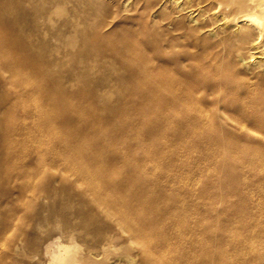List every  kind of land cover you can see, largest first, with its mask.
Segmentation results:
<instances>
[{"label":"rangeland","instance_id":"1","mask_svg":"<svg viewBox=\"0 0 264 264\" xmlns=\"http://www.w3.org/2000/svg\"><path fill=\"white\" fill-rule=\"evenodd\" d=\"M187 18L180 17L183 25L175 37L160 32L173 39L167 48L147 53L150 77H161L160 94L152 98L145 91L153 79L142 72L137 81L128 80L130 71L123 63L134 64L137 57L91 54L79 62L61 54L62 86L69 94L61 97L57 88L50 92L54 103L47 137L51 207L56 210L48 213L39 204L27 208L20 228L29 241L6 264H47L43 249L49 237L74 238L83 255L95 245L94 225L78 209L89 208L85 201L99 186L77 175L78 169L106 184L117 183L104 200L118 201L117 212L129 221L147 223L139 233L116 229V249L100 251L82 264H264V113L258 107L244 110L249 104L232 91L242 83L243 94L249 78L255 85L263 81L252 78L249 68L216 69L210 41L188 35ZM3 90L12 94L16 87L2 84ZM93 93L106 94L111 102L95 100ZM18 105V119L30 121L22 109H30L31 101L22 98ZM3 108L0 102V146L7 131L1 124ZM2 156L0 190H8L3 171L13 165ZM9 209L0 191V229ZM45 212L50 223L33 229ZM101 217L104 226L107 217ZM58 222L63 232L54 227ZM9 233L0 240V253L13 244ZM120 254H130L132 260Z\"/></svg>","mask_w":264,"mask_h":264},{"label":"bare ground","instance_id":"2","mask_svg":"<svg viewBox=\"0 0 264 264\" xmlns=\"http://www.w3.org/2000/svg\"><path fill=\"white\" fill-rule=\"evenodd\" d=\"M184 15L191 29L188 35L210 41L215 50L216 69L249 68L252 78L263 81L255 85L249 78L251 82L248 80L243 94L242 83L235 89L232 87V91L239 94V101L249 104L244 110L258 107V112L264 113V0H0V85L16 87L12 94L4 90L0 93L5 115L1 124L7 126L6 133L2 134L6 142L0 146V153L5 163L13 165L3 171L9 191L0 190L10 204L1 221L0 240L10 232L8 237L13 241L0 253V261L4 264L13 251L20 250L29 241L28 232L20 228V223L27 218V208L39 204L48 213L54 210L47 137L54 103L50 92L57 88L61 97L69 94L62 86L61 54L67 52L79 62L80 56L91 54L137 57L134 64L130 60L123 63L130 71L128 80L137 81L142 72L150 77L147 53L169 46L173 39L163 38L160 32L167 30L175 37L183 25L180 17ZM82 59L85 64L88 62L87 58ZM90 63L94 66L97 61ZM154 78H151L150 89L145 91L146 97L152 98L159 93L157 86L161 77ZM92 97L104 103L111 102L106 94L93 93ZM22 98L31 101L30 109H22L30 121H21L16 115ZM25 142L27 144H23ZM84 159L91 160V156ZM0 164L3 165L1 161ZM87 173L84 169L77 170V175L87 179L91 186L96 183L99 187L96 186L85 201L89 208L79 206L78 213L81 212L86 223L94 225L97 242L83 255L81 244L74 238L65 242L60 237L55 240L49 237L43 249L49 255L47 264H82L100 251L110 254L118 246L116 229L139 233L147 227L146 221L139 225L129 221L126 214L117 212L118 201L104 200L107 190L117 188V183L106 184L99 176ZM65 208L64 205L61 212ZM49 216L37 215L39 219L31 227L47 226ZM101 216L107 217L104 226ZM60 223L54 227L61 231L63 225ZM119 257L132 260L130 254Z\"/></svg>","mask_w":264,"mask_h":264}]
</instances>
